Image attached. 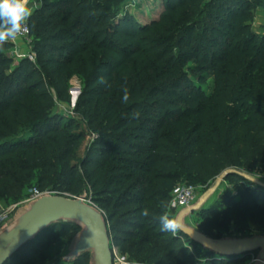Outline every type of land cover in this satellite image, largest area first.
<instances>
[{
    "label": "trees",
    "instance_id": "1",
    "mask_svg": "<svg viewBox=\"0 0 264 264\" xmlns=\"http://www.w3.org/2000/svg\"><path fill=\"white\" fill-rule=\"evenodd\" d=\"M160 1L145 21L120 15L122 0H43L31 13L38 62L23 60L14 77L34 83L17 92L9 77L0 91V195L17 197L35 182L77 197L91 192L111 247L132 261L196 264L199 247L208 264H242V256L218 255L180 230L161 231L159 217L177 180L209 185L231 171L217 204L197 211L219 218L198 229L212 238L226 237L231 225L237 237L264 230V182L247 173L264 174V33L250 23L264 0ZM80 66L76 112L97 135L83 156L78 121L26 99L37 93L53 104L50 87L69 100L68 80ZM152 199L159 209L142 216ZM45 230L5 264H47L31 248ZM137 232L144 235L132 243ZM90 261L87 252L70 263Z\"/></svg>",
    "mask_w": 264,
    "mask_h": 264
},
{
    "label": "rangeland",
    "instance_id": "2",
    "mask_svg": "<svg viewBox=\"0 0 264 264\" xmlns=\"http://www.w3.org/2000/svg\"><path fill=\"white\" fill-rule=\"evenodd\" d=\"M43 0H28V6L31 9V13L33 11L41 6ZM119 14L123 15L126 11L129 13H132L134 16H136L140 21L148 20L152 14H155L161 9V1L160 0H122L120 2L119 7ZM148 18V19H147ZM29 19V18H28ZM28 23V20H27ZM251 25L253 30L258 33L259 35H262L264 33V5H259L255 10L253 11V17L251 19ZM38 41V37L33 34L31 31L27 36L24 37H18L17 39L10 41V43L13 44L12 47L6 48V49H0V63H4L7 59L10 60L9 65L3 67L0 66V83L5 81L3 86L0 87V91H3L8 83V78L13 77L15 79V83L13 84L14 89L19 92L20 87L27 88L34 82H26L25 79L21 77H14V72L17 70V68L20 66V63L23 60H29L33 64L37 65L38 57L37 52L35 49L36 43ZM69 90L71 97L69 100H63L57 97L56 92L48 87V91L53 93L54 95V103L49 104L45 102L43 99H41L37 93L30 94L26 96L27 102L30 106H33L36 109H42V107L47 108V113L52 116H59L64 117L65 119H75L80 124L81 128L86 133V138L84 140V143L82 145V150L80 151L79 155L83 156L86 149L91 145L92 140L97 136L93 130H90L87 126L86 121L83 119V117L76 112V106L80 100V96L82 94V90L84 87V78L81 75V66L77 68L76 74L69 78L68 80ZM253 171L247 172L252 173ZM253 178L257 179L259 181L264 182V174L253 172L252 175ZM217 180H213L209 185L201 184L197 182L194 178H191L189 181H183L181 179L177 180L176 185L179 184H191L195 187L197 200L200 199L204 193H206L213 185L217 183ZM223 183V184H222ZM221 186L217 189L216 192H214L207 203L205 204L206 207H210L213 204H217V202L221 199L222 194L224 190L227 187V182L225 183L222 181ZM40 189L38 183H33L30 187H27L24 192L17 196H5L0 195V207L9 208V207H17V210L12 212L10 215V219L7 223H9L17 214V211L19 208L25 206L27 203V199L29 196H31V190L33 189ZM41 190V189H40ZM56 191L53 195L58 196H65L68 198H78L77 196H73L69 193L61 192L54 189H47V190H41L42 192L45 191ZM172 195V194H171ZM171 200V196H170ZM33 201V200H32ZM87 202L90 204H95V202L92 200V194L89 192V196H87ZM170 204V203H169ZM144 207L151 210H157L160 207L159 202L156 200H146L143 203ZM170 216V218L176 219L177 214H175L174 211L170 209V206H168L165 210ZM219 216H215L213 218H205L200 216V212H194L191 215L188 216L187 221L189 224L198 227L200 223H205V225H211L214 224L213 222L215 219H218ZM73 223V222H72ZM212 234L218 235V227L213 226ZM77 227L74 224H71L69 221H59L57 223H53L50 226L46 228V230L33 242L31 245L32 249H37L40 253V255L44 256L47 259V264H71L69 261L64 260V257L67 256L71 252V248L73 246V243L75 241V238L78 234L76 233ZM233 226L231 225L230 228H228L226 231H224L222 236H237V233L233 230ZM173 234L179 235V230L173 232ZM144 235L143 232H137V234L131 238L132 243H137L141 236ZM248 235H264L263 229H251L248 231ZM193 251L196 254L197 257V263L196 264H208L205 259V252L203 249L199 247H194ZM257 252L245 254L241 257L242 264H254L257 259ZM91 254V253H90ZM92 257V254H91ZM135 264H147L145 261H135ZM91 263V261H90Z\"/></svg>",
    "mask_w": 264,
    "mask_h": 264
},
{
    "label": "water",
    "instance_id": "3",
    "mask_svg": "<svg viewBox=\"0 0 264 264\" xmlns=\"http://www.w3.org/2000/svg\"><path fill=\"white\" fill-rule=\"evenodd\" d=\"M230 172L222 173L217 183L196 203L177 214L176 220L182 226L179 230L204 248L221 256H243L258 252L254 264H264V235L212 238L187 221L189 215L205 206ZM59 221L73 222L81 227L71 252L64 260L75 261L83 253L90 252V264H113L106 216L99 207L87 202V193L75 199L47 194L19 208L15 217L0 228V264H5L40 232Z\"/></svg>",
    "mask_w": 264,
    "mask_h": 264
},
{
    "label": "clouds",
    "instance_id": "4",
    "mask_svg": "<svg viewBox=\"0 0 264 264\" xmlns=\"http://www.w3.org/2000/svg\"><path fill=\"white\" fill-rule=\"evenodd\" d=\"M31 16V9L28 6V0H0V48L15 39L26 29V23ZM128 92L125 89L124 100L127 101ZM249 173V175H252ZM249 179L248 176L244 177ZM254 179L251 182H254ZM141 215L147 217L148 209H143ZM161 231L175 232L181 229V224L176 219L170 218L167 212L159 217Z\"/></svg>",
    "mask_w": 264,
    "mask_h": 264
},
{
    "label": "built area",
    "instance_id": "5",
    "mask_svg": "<svg viewBox=\"0 0 264 264\" xmlns=\"http://www.w3.org/2000/svg\"><path fill=\"white\" fill-rule=\"evenodd\" d=\"M30 33V27L26 23V29L21 32L18 37L27 36ZM56 191H45L42 192L40 189L31 190V196L27 199V202L40 198L43 195H53ZM197 201V195L195 187L191 184H179L176 185L172 191L171 200H170V209L178 214L181 210L186 207H190ZM17 207L4 208L0 207V228H2L10 219L12 212L16 211ZM112 249V258L113 264H135L134 261L130 260L127 255H125L119 247L113 245Z\"/></svg>",
    "mask_w": 264,
    "mask_h": 264
},
{
    "label": "crops",
    "instance_id": "6",
    "mask_svg": "<svg viewBox=\"0 0 264 264\" xmlns=\"http://www.w3.org/2000/svg\"><path fill=\"white\" fill-rule=\"evenodd\" d=\"M224 182L226 183V181L224 180ZM223 184V183H222ZM221 186V184L219 185V187Z\"/></svg>",
    "mask_w": 264,
    "mask_h": 264
}]
</instances>
